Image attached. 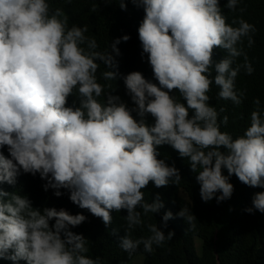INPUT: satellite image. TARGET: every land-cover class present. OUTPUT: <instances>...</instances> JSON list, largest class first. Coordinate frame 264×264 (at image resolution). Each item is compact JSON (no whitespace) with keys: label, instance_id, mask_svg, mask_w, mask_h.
Returning a JSON list of instances; mask_svg holds the SVG:
<instances>
[{"label":"clouds","instance_id":"clouds-1","mask_svg":"<svg viewBox=\"0 0 264 264\" xmlns=\"http://www.w3.org/2000/svg\"><path fill=\"white\" fill-rule=\"evenodd\" d=\"M51 2L0 0V258L27 264H99L85 255V238L113 234L111 211L127 210L130 232L142 223L138 206L145 214L164 207L159 194L150 203L144 201L142 190L150 182L156 187L180 183L179 170L157 158V147L164 144L188 158L205 202L230 198L233 174L246 185L264 188L259 99L250 126L233 137L220 130L208 95L218 47L227 53L214 64L219 97L241 103L235 78L242 67L248 74L253 68L247 61L235 68L233 63L243 54L237 47L242 37L253 43L249 34L254 25L242 18L237 27L235 20L227 23L220 0H133L146 13L139 39L159 86L138 71L125 76L137 105L129 109L119 96L98 99L104 92L97 80L99 64L108 69L103 78L114 80L117 72L109 70L117 66L114 57L97 51L96 40L85 36L87 27L75 26ZM239 2L244 0H228L225 7L235 10ZM120 7L126 10L124 0ZM120 42L118 38L111 45L117 55ZM173 89L186 105L170 95ZM146 114L155 118L153 126L145 123ZM224 168L229 176L222 174ZM31 185L44 192L43 202L38 200L43 212L27 198ZM60 189H68L64 193L70 197L55 203ZM217 192L222 194L217 197ZM254 209L264 213V192L254 195L247 211ZM177 215L188 223L195 218L186 207ZM171 218V211L164 215L165 227ZM148 227L147 238L133 240L127 234L119 246L131 252L143 244L151 253L154 244L174 236L156 224Z\"/></svg>","mask_w":264,"mask_h":264},{"label":"trees","instance_id":"trees-1","mask_svg":"<svg viewBox=\"0 0 264 264\" xmlns=\"http://www.w3.org/2000/svg\"><path fill=\"white\" fill-rule=\"evenodd\" d=\"M51 1L49 5L53 3L55 9L62 10L64 15L67 14L75 26L87 27L85 36L96 40L97 51H109L114 57L117 66L109 69L117 72L114 80L103 78L102 73L108 69L103 63L99 64L97 80L103 86L104 92L98 99L106 102L108 95L119 96L129 109H136L137 105L126 88L124 77L138 71L146 80L159 86L148 60L149 54L143 53L139 39L138 29L146 15L144 8L137 6L133 0H124L126 10L120 7V0ZM227 2L228 0H220L221 11L227 23L232 24L235 20L237 23L233 26L237 27L238 21L242 18L255 28V31L249 34L253 41L251 45L248 36L242 37L238 43L237 47L243 54L235 58L233 63L235 68L247 61L253 68V72L248 74L242 67L235 78V90L241 98L240 104L220 98V88L214 83L216 75L214 64L227 55L225 50L218 47L214 49L213 66L209 70L211 73L209 78L213 80L208 92L209 104L218 112L220 130L237 137L243 135L250 126L251 113L257 108L255 104L257 99L264 113V0H244L242 3L239 2L235 10L226 8ZM126 35L130 38L124 41L122 38ZM118 38L121 42L117 45L119 49L117 55L111 45ZM127 95L131 103L127 101ZM170 95L186 105V100L178 89L171 90ZM132 115L137 121L141 119L137 111H133ZM192 115L193 110H190L189 116ZM225 116L228 117L227 124L223 122ZM143 119L149 126L155 124V118L151 114H146ZM157 151L159 153L157 158L164 160L170 167L175 166L181 177L178 185L169 183L156 187L154 182H150L142 190L144 201L150 203L159 194L164 207L157 213L145 214L138 206L142 223L130 232L125 219L128 215L127 210L111 211V216L116 219L113 234H92L85 238L88 249L85 255L98 260L99 264H132L140 254L146 255L144 264H264V213L255 209L251 213L247 211L253 208L254 195L264 192V188L246 185L236 175L229 176L228 170L224 168L222 174L229 176V183L234 188L232 196L219 202L215 197L205 202L200 193L201 185L196 179L198 174L191 169L188 158L181 157L179 152L168 144L158 146ZM221 151L226 149L222 148ZM56 191L54 189V194ZM59 191L62 195H55V203H61L62 198L70 197V194L64 193L69 191L68 189ZM43 193L42 189L34 185H31L27 192V198L32 206L41 212L43 210L38 200L42 199L43 202L45 197ZM221 194L217 192L216 196ZM183 207L188 208L195 217L191 223L177 215ZM169 211L173 213V218L166 222L165 227L163 217ZM155 224L166 235L173 232L172 239H166L159 246L154 244L151 253L144 251L143 244L131 252L119 246L121 239L127 234L133 240L147 238L151 235L148 226ZM0 264H27V261L0 258Z\"/></svg>","mask_w":264,"mask_h":264},{"label":"rangeland","instance_id":"rangeland-1","mask_svg":"<svg viewBox=\"0 0 264 264\" xmlns=\"http://www.w3.org/2000/svg\"><path fill=\"white\" fill-rule=\"evenodd\" d=\"M144 258H145L144 255L140 254L135 258V261L132 264H142V262L144 261Z\"/></svg>","mask_w":264,"mask_h":264}]
</instances>
